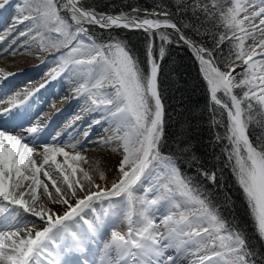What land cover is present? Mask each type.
<instances>
[{"label": "snow or ice", "instance_id": "snow-or-ice-1", "mask_svg": "<svg viewBox=\"0 0 264 264\" xmlns=\"http://www.w3.org/2000/svg\"><path fill=\"white\" fill-rule=\"evenodd\" d=\"M12 3L0 0V9ZM177 6L189 7L184 0ZM15 7L20 15L13 26L27 21L20 35L41 51L59 53L52 79L67 75L83 110L99 114L93 123H106L109 135L94 142L98 155L91 161L81 154L80 141L44 142L37 148L39 123L15 131L22 127L18 121L31 122V107L25 105L34 91L0 98V264H264V253L235 218L229 221L182 170L183 161L216 182L215 173L198 167L192 145L175 142V152L164 151L168 141L159 86L160 62L173 43L166 30L173 29L199 61L210 107L227 113L225 133L216 139L228 142L224 151L264 241V0H194L193 15L199 10L224 29L213 34L212 47L186 36L167 11L141 16L133 8L111 15L84 0H23ZM97 26L142 30L144 60L125 39L101 40ZM184 28L201 34L200 26ZM9 75L0 69V79ZM89 135L84 132L86 141ZM109 155L121 157L118 178L111 181ZM55 205L65 207L58 211ZM122 224L126 231L120 230Z\"/></svg>", "mask_w": 264, "mask_h": 264}, {"label": "trees", "instance_id": "trees-1", "mask_svg": "<svg viewBox=\"0 0 264 264\" xmlns=\"http://www.w3.org/2000/svg\"><path fill=\"white\" fill-rule=\"evenodd\" d=\"M84 3L86 6L94 7L98 13L111 15L120 12L131 13L133 8L140 9L141 16L145 14V11L155 10L157 13L167 11L171 13L170 18L177 23L186 36L191 37L198 44L203 43L206 47L213 46V34L224 31L222 27H215L214 21L205 20L204 14L199 10L193 15L191 5L194 0H184V3L189 6L187 10L178 9L179 0H84ZM184 24L200 26L201 34H196L190 28H184ZM205 29L208 30L207 34H204ZM95 31L105 42L109 35L127 40L134 54L144 60L146 34L142 30H109L100 29L97 26ZM166 31L172 34L173 43L166 46V55L160 62L159 86L165 106V135L168 141L164 151L175 152V142L192 145L191 151L199 157L201 162L198 167L209 173H215L216 182L213 183L203 175H198L197 166L189 167L183 161L181 162L182 170L197 181L201 191L211 196L229 221L235 218L257 250L264 253V241H261L256 233L242 189L236 182L227 153L224 151L228 142L216 139L218 134L223 136L225 133L227 113L218 106L210 107L211 101L206 81L203 79L192 49L183 41H178V35L173 29ZM160 43L157 37L155 40L157 49ZM222 47L224 53H227V42ZM58 55L59 53H56L50 58H56ZM240 71L239 68L237 72ZM213 107L215 111L212 110ZM213 119L222 120L224 123H213Z\"/></svg>", "mask_w": 264, "mask_h": 264}, {"label": "bare ground", "instance_id": "bare-ground-1", "mask_svg": "<svg viewBox=\"0 0 264 264\" xmlns=\"http://www.w3.org/2000/svg\"><path fill=\"white\" fill-rule=\"evenodd\" d=\"M3 37H2V35H0V40L3 39ZM32 45H34V46H32ZM30 47H31V50L28 49L24 53L22 52L23 54L20 55V57L22 58V62L16 61L17 65H15V66L8 64V62H7L8 56L5 55V57H0V69H3L7 73L13 74V75L7 76L4 79H0V86H4L8 81L13 80L15 77L20 76L23 71L28 72L29 70L35 69L37 67L38 60H37V57H35V55H37V56L39 55V53L37 52L38 48L35 45V43H33V44L31 43ZM26 48H28V47H26ZM28 55H32V61H30L28 59ZM46 77H47V74L40 73L38 76L34 77L31 80L26 79L25 82L18 84L13 90H10V91L5 90L6 92L4 91L2 93L3 96L1 98L7 99V97L13 96L14 94H16L18 92L24 93L25 90L35 92L41 85L47 86L49 84V83H47ZM74 87H75V84L73 83V81L71 79L67 78V79L61 80V82L59 84L58 92L55 93L56 90H53V94H55L54 97L52 95H49V96L45 97L42 102L41 101L37 102L40 104V106H41L40 109H42V111L40 112V114L39 113L36 114L37 117L31 116V118H32L31 123L26 120L25 123H30L28 127H31V126L39 123V126L42 130L46 129V127L52 125L53 123H55V121L60 119V117H58V116L61 115L63 109L69 105L71 106L70 113H71L72 107H73V112L76 111V113H78V116H76V117L71 116V115H69V113H68V115H64V120H61V123L60 124L58 123L56 125L58 127L54 132L53 140L62 138V130L64 128L68 127L70 122L73 124L78 123L80 121L82 122L83 119L85 118L87 112H85L83 110L84 109V101H82V100L77 101L76 94L73 91ZM22 98H23V96H21V99ZM77 117H80V118L77 119ZM28 127H26V128H28ZM107 128H108V125L106 123H103V122H101L100 124H95L93 122L85 123L84 124V130L81 132L78 131V130L82 129V127L80 129L78 127L77 128L78 132L76 133V135L74 133L75 137L69 138L68 143L69 142L74 143L76 141L83 142V140L85 139L84 138V132L94 130V132H92L91 135H89V139L84 142L85 144L88 145V147H90L92 149L91 150L92 154H90V155L94 159L98 155V153L95 150L96 145L94 142L99 140L101 137H105V136L109 135V132L106 131ZM66 130L64 131V134H65ZM68 132L69 131H67L66 133L68 134ZM63 145H65V144H62V146ZM70 149H68L66 147L65 150L74 154V152L70 151ZM84 168L89 169V166L88 165H87V167L84 166ZM113 179H116V178H114V177L109 178L110 181Z\"/></svg>", "mask_w": 264, "mask_h": 264}, {"label": "rangeland", "instance_id": "rangeland-1", "mask_svg": "<svg viewBox=\"0 0 264 264\" xmlns=\"http://www.w3.org/2000/svg\"><path fill=\"white\" fill-rule=\"evenodd\" d=\"M20 4H22V2H20ZM3 12L2 13H6V14H2L0 16V23L3 24L1 25L0 27V35H2L3 39L0 40V57H5L8 56V64L9 65H17V62L18 61H21L22 62V58L20 57L21 54H23L26 50H31V43L33 44V42L30 41V39L28 37H25V36H21L20 33L23 32V31H26L27 28L29 27V23L27 21H25L24 23H16L15 26L14 25V21L16 19L17 16L20 15V13H18L17 9H13L11 10L10 12H7V8L6 10L5 9H1ZM118 13H114V15H117ZM7 15V16H6ZM25 23H28V24H25ZM9 34V35H8ZM7 36V37H6ZM15 38V39H14ZM15 41V42H14ZM198 44V43H197ZM36 45V44H35ZM34 46V45H32ZM28 47V48H26ZM38 48V47H37ZM4 51V52H3ZM23 52V53H22ZM37 52L39 53V55H35V57H37V60H38V65H37V68H35V70L37 71H32L30 72V76H31V79L35 76H38L40 73H44V74H47L49 73V77H48V80L50 77H52V70L57 68V63L56 61H53V62H47L46 64H43L42 61L43 59L46 57V54L47 53H50L51 51H41L37 50ZM19 54V55H18ZM42 56V57H41ZM28 59L30 61H32V55H28ZM42 60V61H41ZM17 61V62H16ZM198 61V60H197ZM237 63H239L237 61ZM198 65L200 67V64H199V61H198ZM239 68H237L238 70ZM39 70H41L42 72H38ZM33 75V77H32ZM61 77H64V75H60L58 76L57 78H61ZM47 78V77H46ZM68 76L64 77L63 79L61 80H64V79H67ZM58 80V79H57ZM25 82V80L23 81ZM59 82V81H58ZM58 84V83H57ZM16 87V86H15ZM14 87V88H15ZM40 94V90L37 91V95ZM83 101V99H80L78 98L77 101ZM70 110V109H69ZM42 111V109H41ZM76 113V112H75ZM73 112V107H72V111L71 113L69 112V115L73 116L75 114ZM75 117L78 116V114L76 113L74 115ZM63 118V117H62ZM99 118V114H96V113H87L85 118L83 119V121L81 122H78V123H70L71 126L69 127V129L67 131V133H65V135H68V137H75L76 133L78 131H83L84 130V124L85 123H88V122H93L95 119H98ZM61 123V122H60ZM59 123V124H60ZM80 123V124H79ZM74 125V126H73ZM78 125V126H77ZM81 125V126H80ZM73 126V127H72ZM58 126H56V128H54V132L55 130L57 129ZM79 127V129L82 127V129L78 130L77 128ZM76 128V129H75ZM78 130V131H77ZM75 133V135H74ZM48 134V133H47ZM86 140L84 139L82 144L84 145V151H82V155L86 156L87 158H89V160L91 161L93 158L91 157L90 154L91 153V148L88 147L87 144H85ZM48 144H60L61 142H55V141H49L47 142ZM64 144V143H61V145ZM39 148V147H38ZM70 149V148H68ZM70 151H73L72 149H70ZM120 156L119 155H116V156H106V160L110 161V164H111V167L110 169L108 170V177H114V178H118L117 176V172H116V165L119 163V160H120ZM58 160H60L61 162L63 161V157H58L57 158ZM87 165L89 166V164H82V166L84 167H87ZM70 171V170H69ZM79 173H77V176L79 177ZM43 178V177H42ZM56 210L58 211H62L64 209L65 206H62V205H55L53 206ZM27 215V214H26ZM28 219L30 221H36L37 218L35 217H31V216H28ZM29 227H31V224L28 225ZM40 226H43L42 224ZM125 225H121L120 226V230L121 231H125Z\"/></svg>", "mask_w": 264, "mask_h": 264}]
</instances>
